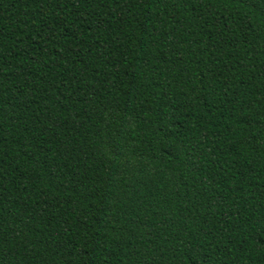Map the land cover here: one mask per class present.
Masks as SVG:
<instances>
[{
	"label": "trees",
	"instance_id": "trees-1",
	"mask_svg": "<svg viewBox=\"0 0 264 264\" xmlns=\"http://www.w3.org/2000/svg\"><path fill=\"white\" fill-rule=\"evenodd\" d=\"M0 264H264V0H0Z\"/></svg>",
	"mask_w": 264,
	"mask_h": 264
}]
</instances>
